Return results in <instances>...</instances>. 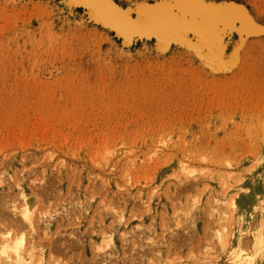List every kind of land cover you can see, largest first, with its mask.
<instances>
[{
  "label": "rangeland",
  "instance_id": "374dc122",
  "mask_svg": "<svg viewBox=\"0 0 264 264\" xmlns=\"http://www.w3.org/2000/svg\"><path fill=\"white\" fill-rule=\"evenodd\" d=\"M209 1L264 29V0ZM263 35L226 34L228 60L246 42L229 73L209 45L126 46L66 0H0V244L23 236L42 264H264Z\"/></svg>",
  "mask_w": 264,
  "mask_h": 264
},
{
  "label": "bare ground",
  "instance_id": "6f19581e",
  "mask_svg": "<svg viewBox=\"0 0 264 264\" xmlns=\"http://www.w3.org/2000/svg\"><path fill=\"white\" fill-rule=\"evenodd\" d=\"M112 1L115 5L119 6L115 2V0H112ZM202 1L206 4L205 6L207 8H210L208 7L209 5L215 4L210 1L207 2V0H188V1L183 0L181 1V4L179 5L181 9L180 10L181 15L179 16L177 15L174 17L170 15L166 16L163 13L165 15V18L163 20L171 19L173 20V23H181L180 26L183 28H187V27L198 28L199 29L197 30L198 37L194 38V37L188 36L187 34L188 32L186 30L184 29H183L184 31L178 30L175 28V24H172L170 26L173 28H170V31H173V32L163 31L157 35L158 42H156V44H158V50L164 51L170 47L169 45L167 46L165 45L166 47L163 46V44H165L164 41H166L169 37H176L178 39H181V41H184V43H186V46H189V48H192L194 50L199 47L201 48L202 46L209 45L208 52L209 54H211V57H212L211 61L214 64V69L217 70V67L219 65H220L219 66L220 70L224 68V66L226 67L229 66L230 68H229V71L227 72L233 73L238 68V66H240V63L242 60V50L244 49V47H246L245 46L246 42L244 43V45H242L239 42L237 43V41H240L241 39L244 40V38L246 39V38H249L250 36H254V38H260L258 35H261L262 33H264V29L258 27L256 25L255 19L249 13H243L244 11L239 13V18L241 21L238 27L237 23H234V24L230 23V20H231V10L230 9L231 8L229 7H225V6L224 7H214L213 6L210 13H209V9L207 8L204 10H199L198 7L203 6ZM190 3H194L192 8L189 7ZM146 5L148 4L144 2L143 4L138 5V8L144 7ZM162 9H165V8H162ZM165 12L169 14L168 11H165ZM88 16L91 20H93V17H94L96 21L99 22L100 15H98L97 12H95L94 10L90 11V15L88 14ZM146 19H149V18H146ZM141 20L143 21L145 20V18L143 19L140 15L137 20H132V21L129 20L128 22L126 20L127 22L126 25L136 24L138 21H141ZM98 22H94V23L98 24ZM121 23H123V21ZM180 26H176V27L180 28ZM101 27L111 33V30H109L105 25ZM228 32H231V33L235 32V34L237 33L241 38L239 37L240 40L238 39L236 43L237 45L239 44L242 45L240 49L238 48V46H236L239 49V53H237L238 52L237 49L236 50L234 49L235 51L233 50L234 53L231 55L230 60H228L229 57L226 56V47L228 43H226L227 41L225 40V36ZM150 36L152 35L151 34L146 35V37L148 38L146 39L142 38L139 40L141 41L150 40L149 38ZM133 42H135L133 38L123 36V44H125L126 46L130 45ZM202 54H204V52ZM202 54H201V57H203ZM207 54L206 55L204 54V55L208 56ZM226 58L228 61H225ZM219 61L221 63H219V65L217 66V63ZM219 67H218V70H219ZM222 70H225V69H222ZM220 74L226 75V72L224 71V72H221ZM25 201H27V199ZM30 206H32V204H30ZM32 217L33 215H32L31 210H28L27 212H25V219L30 224H32ZM28 243L29 242L23 236L16 238V239H4L3 242L0 244V264H42L41 261L37 263L35 262L34 251L38 249V246H36V243L35 244L31 243V245ZM245 264H255V258L247 260Z\"/></svg>",
  "mask_w": 264,
  "mask_h": 264
},
{
  "label": "water",
  "instance_id": "95a60500",
  "mask_svg": "<svg viewBox=\"0 0 264 264\" xmlns=\"http://www.w3.org/2000/svg\"><path fill=\"white\" fill-rule=\"evenodd\" d=\"M66 1H68L76 9L84 10L89 15H90V11L92 10L97 12V14L100 15L99 22L96 21L94 17L92 21L98 22V24L101 26L105 25L109 30H111V33L117 39H119L122 43H123V36L131 37L136 42L139 39L148 38L146 37V35H149V34L152 35L149 37L150 40H155L156 42H158V39H157L158 34H160L163 31L173 32V31H170V28H173L170 26L172 24H175V28L178 30H181V31L186 30L188 32L187 33L188 36H191L194 38L198 37L197 35L198 34L197 30H199L198 28H194V27L183 28L180 26L181 23H173V20L171 19L163 20L165 18V15L166 16L170 15L174 17L177 15L178 16L181 15V11H180L181 9L179 5L181 4V1L183 0H162L157 3L148 4L144 7H139V8L137 7L135 11L133 12L121 6L115 5L112 0H75V1L66 0ZM193 4L194 3H190L189 7L192 8ZM205 5L206 4L203 2V6L198 7V9L199 10L206 9L207 7ZM213 6L214 7H224L225 6V7L231 8L230 9L231 10L230 23H233V24L237 23L240 25L241 20L239 18V13L243 12L244 11L243 9L237 8L232 4H214V5L208 6L210 7V8H207L209 9V13L211 12V9ZM162 8H165V9H162ZM165 11H168L169 14L166 13ZM243 13H246V12L244 11ZM140 15L143 19L145 18V20L138 21L136 24L126 25V23L129 20L130 21L137 20ZM146 18H149V19H146ZM122 21L124 24L121 23ZM176 26H180V28ZM164 43L165 44H163V46L165 45L166 46L169 45L170 47H172L173 45L186 46V43H184V41H181V39H178L176 37H169L166 41H164Z\"/></svg>",
  "mask_w": 264,
  "mask_h": 264
}]
</instances>
